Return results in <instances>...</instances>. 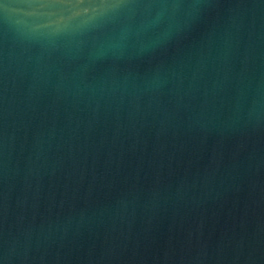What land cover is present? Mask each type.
Returning a JSON list of instances; mask_svg holds the SVG:
<instances>
[{
  "label": "water",
  "instance_id": "obj_1",
  "mask_svg": "<svg viewBox=\"0 0 264 264\" xmlns=\"http://www.w3.org/2000/svg\"><path fill=\"white\" fill-rule=\"evenodd\" d=\"M0 264H264V0H0Z\"/></svg>",
  "mask_w": 264,
  "mask_h": 264
}]
</instances>
